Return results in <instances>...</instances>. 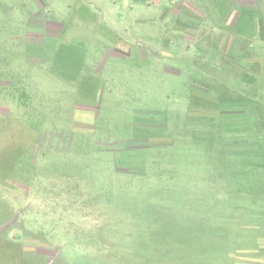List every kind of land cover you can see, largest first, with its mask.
<instances>
[{
    "label": "rangeland",
    "instance_id": "rangeland-1",
    "mask_svg": "<svg viewBox=\"0 0 264 264\" xmlns=\"http://www.w3.org/2000/svg\"><path fill=\"white\" fill-rule=\"evenodd\" d=\"M0 264H264V0H0Z\"/></svg>",
    "mask_w": 264,
    "mask_h": 264
}]
</instances>
